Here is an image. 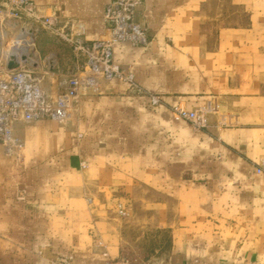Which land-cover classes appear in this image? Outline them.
I'll use <instances>...</instances> for the list:
<instances>
[{
	"label": "crops",
	"instance_id": "0c3cea01",
	"mask_svg": "<svg viewBox=\"0 0 264 264\" xmlns=\"http://www.w3.org/2000/svg\"><path fill=\"white\" fill-rule=\"evenodd\" d=\"M109 1L31 0L86 41ZM138 16L149 44L115 62L161 104L110 83L66 128L21 131L24 159L0 153V264H264V0H142ZM209 102L236 123L173 117Z\"/></svg>",
	"mask_w": 264,
	"mask_h": 264
},
{
	"label": "built area",
	"instance_id": "2783aa9c",
	"mask_svg": "<svg viewBox=\"0 0 264 264\" xmlns=\"http://www.w3.org/2000/svg\"><path fill=\"white\" fill-rule=\"evenodd\" d=\"M31 0H0V6L13 12V16L26 11ZM142 0H111L103 12V34L101 37L86 41L70 33L69 41L73 57L77 63L75 72L63 82L65 94L59 98L48 95L42 86L41 79L30 70L26 63L19 62L15 69H6L0 74V153L10 157L24 145L23 139L15 133L16 124L38 122L50 119L63 123L69 119V110L74 105V98L79 90L99 88L102 83L117 81L126 84L130 90L140 93L134 76L118 66L115 53L123 46L146 48L149 34L138 14ZM53 18H44V24L55 26ZM69 26L65 23L63 28ZM71 32V25L69 26ZM72 35V36H71ZM7 60V58H6ZM6 66V61H5ZM70 98V102L67 101ZM149 105L158 106L159 97L147 96ZM176 121L189 123L195 130L208 126V117H217L218 125L229 127L236 123L233 115L223 113L216 103H207L193 110L174 107L172 110ZM254 173L264 176V160L257 164ZM117 215L128 216L123 203L116 204ZM104 264H132L124 258L111 259L103 254ZM72 256L58 260L53 264H71Z\"/></svg>",
	"mask_w": 264,
	"mask_h": 264
},
{
	"label": "rangeland",
	"instance_id": "374dc122",
	"mask_svg": "<svg viewBox=\"0 0 264 264\" xmlns=\"http://www.w3.org/2000/svg\"><path fill=\"white\" fill-rule=\"evenodd\" d=\"M44 18L55 19V17L51 15L45 17L38 16L35 5L32 2L26 11H21V13H17L16 16H13V12L0 6V74L4 75L7 69V64L5 66L6 58H8L7 54H5L6 49H10L18 42H24L25 45L22 47L21 52L27 56V67L41 79L42 86L48 95H51L53 98H59L65 94L63 82L75 72L71 70V57H73V53L69 36L70 33L76 36L78 29L71 26L70 32V24L66 28H63L65 23H59L57 19L55 26L47 25L44 24ZM102 34L97 38L101 37ZM110 83L114 84L119 82H105L102 83L99 88L92 90L80 89L78 95L74 98V105L69 110L70 117L63 123H57L46 118L38 122H28L21 125L16 124V135L20 136L21 131H24L26 128H36L40 126V123L47 121H50V129H55V127L57 129L66 128L74 114L73 111L75 110L77 100L84 96L99 94L101 87ZM140 91V93H135L144 96L152 95L158 97L154 94H144L141 89ZM67 101L70 102V98H67ZM160 104L161 102L159 105ZM23 155L22 147L13 156H2L19 163L24 159ZM129 261L131 262V260Z\"/></svg>",
	"mask_w": 264,
	"mask_h": 264
},
{
	"label": "bare ground",
	"instance_id": "6f19581e",
	"mask_svg": "<svg viewBox=\"0 0 264 264\" xmlns=\"http://www.w3.org/2000/svg\"><path fill=\"white\" fill-rule=\"evenodd\" d=\"M17 38H20V37H17ZM25 45L24 42H18L15 44V46L11 47L10 49L8 48V50L6 49V52L5 54H7V57L8 56H15L16 57V60L19 62L20 61V56L22 55V47Z\"/></svg>",
	"mask_w": 264,
	"mask_h": 264
},
{
	"label": "water",
	"instance_id": "95a60500",
	"mask_svg": "<svg viewBox=\"0 0 264 264\" xmlns=\"http://www.w3.org/2000/svg\"><path fill=\"white\" fill-rule=\"evenodd\" d=\"M20 61L25 64L27 62V56L26 54H22L20 56ZM6 64H7V69L8 70H12L15 69L19 66L18 61L16 60L15 56H8L7 60H6Z\"/></svg>",
	"mask_w": 264,
	"mask_h": 264
}]
</instances>
